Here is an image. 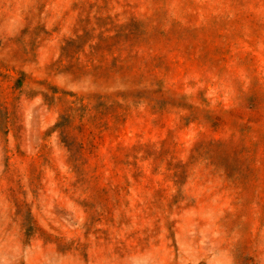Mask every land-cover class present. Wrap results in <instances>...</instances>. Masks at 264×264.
<instances>
[{"label": "rangeland", "instance_id": "1", "mask_svg": "<svg viewBox=\"0 0 264 264\" xmlns=\"http://www.w3.org/2000/svg\"><path fill=\"white\" fill-rule=\"evenodd\" d=\"M186 1L197 10L196 21H207L209 36L220 30L225 37L222 61L172 53L162 70L167 83L225 109L257 93L264 97V0ZM96 2L101 17L91 10ZM155 2L0 0V264H264L261 159L241 179L240 195L220 176L199 168L181 190L165 180L162 188L132 180L117 193L104 186L85 195L74 190L76 178L61 141L68 125L59 118L61 110L75 97L121 90L109 73L115 40L82 30L87 22L104 25L107 17L129 23L123 21L125 12L127 18L149 16ZM168 4L176 8L178 0ZM100 63L105 65L98 70ZM53 92L57 103L50 98ZM175 119L170 115L162 129H154L138 101L118 139L104 135L98 153L121 159L118 144L131 148L163 140ZM198 132L193 124L179 129L180 147L190 149ZM141 166L150 175L147 163ZM155 181L161 183L163 175ZM90 196L97 206L118 201L122 223L94 222V215L87 223L83 207L90 206L85 202ZM169 206L171 213H164Z\"/></svg>", "mask_w": 264, "mask_h": 264}, {"label": "trees", "instance_id": "2", "mask_svg": "<svg viewBox=\"0 0 264 264\" xmlns=\"http://www.w3.org/2000/svg\"><path fill=\"white\" fill-rule=\"evenodd\" d=\"M155 1L149 16L130 14L127 18L125 15L129 13L125 12L123 21L126 19L129 23L119 24L117 18L109 21L107 17L104 25L96 27L97 24L87 22L82 30L86 35L98 31L100 36L115 40L117 47L109 73L112 72L113 82H118L116 89L121 90L109 96L96 94L77 98L72 95L75 100L66 101L61 110L60 120L68 123L63 128L61 141L67 150L70 172L76 178L74 190L85 195L104 186L117 193L130 187L132 180L135 183L145 180L148 187L160 188L165 180L181 190L191 172L199 168L220 176L229 187L239 190L240 195L241 179L247 178L245 174H249L256 159L255 165L261 159V169L264 168V97L257 93L244 104L225 109L221 105L212 107L206 100L199 101L193 95L181 94L175 85H169L162 70L169 67L167 59L172 53L181 54L188 60L198 55L221 57L219 61H222L225 37L218 34L220 30L209 36L211 28H207V21H196L194 10H197L188 6L186 0H178L176 8L172 9L168 0ZM91 10L96 16H103L97 2ZM163 12L165 15L161 17ZM133 24L136 28H132ZM90 26L93 29L86 30ZM117 27L124 29L118 32ZM218 41L221 42L215 45ZM104 65L98 64V70ZM54 94L50 98L57 103ZM138 101L152 116L150 123L154 129H162L168 116H176L172 128L167 131L168 137L156 142H138L131 148L118 144L116 148L122 150L121 159L100 156L98 151L104 135L116 141L130 117L132 106ZM190 124L198 127L199 132L190 149L182 148L176 134ZM73 125L74 129L71 128ZM184 152H187L185 160L179 158ZM144 163L151 169L150 175H146L141 166ZM158 175H163L161 183L155 181ZM85 202L90 203L83 207L87 223L93 215L94 222L106 221L111 225L115 220L114 224L122 223L124 212L117 215L118 201L97 206L90 196ZM93 206L99 210H91ZM172 208L167 207L164 213L170 214ZM58 240L60 244L64 242L62 238Z\"/></svg>", "mask_w": 264, "mask_h": 264}]
</instances>
